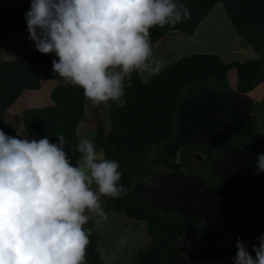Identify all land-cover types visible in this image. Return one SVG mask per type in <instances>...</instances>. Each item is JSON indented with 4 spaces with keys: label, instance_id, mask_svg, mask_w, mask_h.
<instances>
[{
    "label": "trees",
    "instance_id": "obj_1",
    "mask_svg": "<svg viewBox=\"0 0 264 264\" xmlns=\"http://www.w3.org/2000/svg\"><path fill=\"white\" fill-rule=\"evenodd\" d=\"M29 3L26 0L16 9L0 11V47L26 31L24 13ZM183 3L190 18L174 28L150 29L151 45L169 32L192 35L221 3L235 33L262 56L223 63L217 55H188L167 64L145 83L133 72L125 79L126 104L107 103L108 127L102 104H89L96 151L119 163L120 183L127 190L126 196L106 198L105 212L111 209L143 222L150 238L130 264H183L181 242L188 234L197 237L201 254L208 260L203 264H208L223 253L232 258L237 237L251 245L264 233V173L255 174V158L264 154V125L258 120L264 99L254 102L248 96L264 83V0ZM51 61L35 51L33 44L22 59H0V120L24 91L38 90L42 81L57 79ZM230 70L237 76L234 89L227 78ZM49 98L50 105L23 111L25 132L38 139L49 135L52 143L63 135L68 157L78 165L77 130L85 116L83 91L66 83ZM0 130L16 135L1 122ZM198 153L205 160L195 171L188 157ZM90 233L86 264H104L97 235L91 229ZM190 260L198 264L191 256Z\"/></svg>",
    "mask_w": 264,
    "mask_h": 264
},
{
    "label": "clouds",
    "instance_id": "obj_2",
    "mask_svg": "<svg viewBox=\"0 0 264 264\" xmlns=\"http://www.w3.org/2000/svg\"><path fill=\"white\" fill-rule=\"evenodd\" d=\"M190 18L183 0H30L27 41L54 54L52 71L93 105L126 104L125 79L159 73L150 29ZM0 130V264H86L90 218L107 219L102 198H120V165L82 138L73 165L63 135L50 142ZM255 174L264 173L257 154ZM232 264H264V233L254 243L237 237ZM250 249V250H249ZM254 254V255H253Z\"/></svg>",
    "mask_w": 264,
    "mask_h": 264
},
{
    "label": "rangeland",
    "instance_id": "obj_3",
    "mask_svg": "<svg viewBox=\"0 0 264 264\" xmlns=\"http://www.w3.org/2000/svg\"><path fill=\"white\" fill-rule=\"evenodd\" d=\"M26 0H24L25 2ZM8 5V4H5ZM5 5L3 7H5ZM14 5L11 4L10 7ZM27 32L24 31L13 38L4 46L0 47V59L3 61L19 60L25 57L32 44L27 41ZM153 54L156 59L162 61L161 70L169 63L182 57L193 54H212L217 55L223 63L245 62L258 59L261 53H256L252 45L246 42L235 33L234 27L228 19L221 3L216 4L211 13L196 27L192 35L183 32L166 33L158 42L152 44ZM50 59L56 58L54 54H47ZM160 70V71H161ZM159 71V72H160ZM141 82L145 83L155 75L138 72ZM231 88H235L237 76L235 70H230L227 74ZM66 82L57 77L56 80L42 81L40 89L35 91H24L16 102L8 109L7 113L0 120L5 127L15 132L21 138L28 136L29 139H38V136L26 134L23 124V111L26 109H40L51 104L50 94L58 86H64ZM254 102H261L264 99V83L258 85L248 95ZM91 102L86 98L84 109L85 116L78 126L77 140L82 138L92 140L94 130L91 127L90 117L87 115L88 106ZM104 123L108 122V106L102 104ZM260 125H264V111L258 116ZM102 154L101 151L98 152ZM154 151L149 153L153 156ZM103 155V154H102ZM205 160L203 154L198 153L188 157L189 165L196 167L198 171ZM254 195L248 192V196ZM247 196V197H248ZM107 199H102L103 207ZM97 218H90L92 224L91 231L97 235V250L104 264H130L134 254L138 250L146 247L150 243L146 225L137 220L130 219L122 213H115L111 209L107 212V219L96 222ZM216 225V224H215ZM89 227V226H88ZM200 244L197 237L188 234L182 239L181 252L183 264H191L190 256L198 264H203L206 258L201 254ZM208 264H232V260L227 253H223L216 261Z\"/></svg>",
    "mask_w": 264,
    "mask_h": 264
},
{
    "label": "crops",
    "instance_id": "obj_4",
    "mask_svg": "<svg viewBox=\"0 0 264 264\" xmlns=\"http://www.w3.org/2000/svg\"><path fill=\"white\" fill-rule=\"evenodd\" d=\"M24 3V0H0V11L7 10V9H16L20 7ZM8 4V5H5ZM13 4V7H10ZM5 5V7H3ZM150 244V243H149ZM149 244H146L149 245Z\"/></svg>",
    "mask_w": 264,
    "mask_h": 264
},
{
    "label": "water",
    "instance_id": "obj_5",
    "mask_svg": "<svg viewBox=\"0 0 264 264\" xmlns=\"http://www.w3.org/2000/svg\"><path fill=\"white\" fill-rule=\"evenodd\" d=\"M86 225H87V224H86ZM86 225H85V227L88 228Z\"/></svg>",
    "mask_w": 264,
    "mask_h": 264
}]
</instances>
